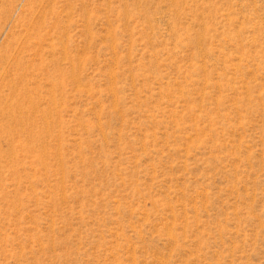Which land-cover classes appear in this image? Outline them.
I'll return each mask as SVG.
<instances>
[{
	"label": "rangeland",
	"instance_id": "1",
	"mask_svg": "<svg viewBox=\"0 0 264 264\" xmlns=\"http://www.w3.org/2000/svg\"><path fill=\"white\" fill-rule=\"evenodd\" d=\"M0 264H264V0H0Z\"/></svg>",
	"mask_w": 264,
	"mask_h": 264
}]
</instances>
